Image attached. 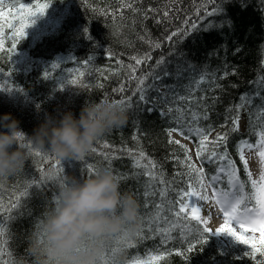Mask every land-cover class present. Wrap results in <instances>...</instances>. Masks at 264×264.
Returning <instances> with one entry per match:
<instances>
[{
  "label": "trees",
  "instance_id": "16d2710c",
  "mask_svg": "<svg viewBox=\"0 0 264 264\" xmlns=\"http://www.w3.org/2000/svg\"><path fill=\"white\" fill-rule=\"evenodd\" d=\"M21 4L25 5L22 14L28 15L26 26L21 22L17 24L20 17H16L15 12L21 9ZM45 4L48 7L43 9V14H37ZM128 4L132 7H127ZM215 8L223 11L212 16L206 14ZM0 11V115L11 113L28 135L33 134L48 115L60 116L71 110L78 117L86 101L120 99V93L114 90L121 86L123 95L131 96L138 83L137 79H132L133 75L139 78L155 71L160 76L146 81V86H153L146 94L154 110L146 111L144 105L137 108L135 102L132 108H125L126 123L98 138L92 147L96 151L90 150L85 156L92 171H86L82 161L62 160L33 145L27 137L19 141L21 145L30 142V148L23 146L28 158L15 175L0 178V206L7 209L22 192H28L29 196L20 201L19 209L0 217V264H35L28 252V239L54 205L61 182L70 176L82 180L99 167L111 169L115 177L125 176L126 179L118 181L120 191L134 195L140 205L136 233L116 238L106 249L101 264L105 261L107 264L114 261L123 264H264V255L257 252L253 259L251 246L234 237L223 241L209 233L206 243L198 244L204 226L200 224L197 231L195 222L177 219L170 211V202L176 198L175 190L184 187L188 178L186 166L174 158L185 159L180 145L187 147L189 163L203 168L206 184L227 161L209 163L199 158L197 151L202 137L189 136L187 131L183 135L180 130L171 133L187 139L191 149L182 142L170 144L169 139H176L168 133L176 124L171 114L161 115L169 107H180L202 117L206 109L208 119L201 118L193 124L205 129L209 137V151L205 155L213 149L212 141L227 134V144H221L215 151L229 153L240 181L245 184L243 191L235 187L237 193L243 194L240 208L254 206V201L248 199L251 183L240 160L238 145L241 140L254 142L259 134L264 135V83L260 82L264 77L262 0H2ZM193 24L197 29L187 37L176 35L167 39L178 30H190ZM21 26H25L24 36L19 34ZM13 44H16L15 49ZM147 56L151 59H144ZM132 57L142 59V63L136 65ZM161 58L164 64L157 68ZM85 60L88 63H84ZM56 63L59 67H52ZM129 66L136 69L135 73ZM45 70L50 73L47 79ZM165 71L170 75L165 76ZM201 74L207 77L197 87L194 81L199 80ZM73 79L77 83H71ZM189 88L192 89L191 99H173L188 96ZM257 92L261 95L256 96ZM162 94L167 103L160 102ZM246 94L251 103L245 102L237 110L236 106L242 103L240 98ZM239 119H242L240 130ZM234 120L236 131H232ZM105 143L108 148L104 147ZM126 150L137 154L135 159L139 160L140 168L133 167L134 158ZM36 152L40 155H35ZM140 152L146 154L145 158L139 157ZM101 153L118 158L109 161ZM56 159L61 160L60 166L55 165ZM149 159L155 162V169L143 167ZM149 170L156 173L157 179L150 180L141 174ZM133 173L139 175L133 179ZM161 176L164 185L159 183ZM219 176L223 183L216 185L217 196L229 191L227 176L224 173ZM165 188L167 194L162 197L160 193ZM209 189L212 192V188ZM145 190L156 194L146 198ZM156 204L161 205L159 210ZM129 239L134 247L126 243ZM190 245L195 246L192 251H188Z\"/></svg>",
  "mask_w": 264,
  "mask_h": 264
},
{
  "label": "clouds",
  "instance_id": "9594fccd",
  "mask_svg": "<svg viewBox=\"0 0 264 264\" xmlns=\"http://www.w3.org/2000/svg\"><path fill=\"white\" fill-rule=\"evenodd\" d=\"M126 121V109L107 98L86 101L78 117L71 110L48 115L31 135L20 129L11 113H4L0 115V178L15 175L26 163L28 153L19 143L21 136L62 160H78L98 138ZM54 200L28 239L35 264H101L116 238L131 237L139 227V202L120 191L107 167H99L82 180L67 177Z\"/></svg>",
  "mask_w": 264,
  "mask_h": 264
},
{
  "label": "snow or ice",
  "instance_id": "6c2138e0",
  "mask_svg": "<svg viewBox=\"0 0 264 264\" xmlns=\"http://www.w3.org/2000/svg\"><path fill=\"white\" fill-rule=\"evenodd\" d=\"M214 2V0H212ZM264 2V0H262ZM21 9L25 7L24 4H21ZM48 5L45 4L41 6V10L39 13L42 15L43 14V9L47 8ZM127 7L131 8L132 5L128 4ZM223 11V9L220 8H215L211 12H207L206 14L208 16L216 15L219 12ZM34 14V15H37ZM167 13H165V16ZM35 21L32 20V24ZM197 29V25L193 24L191 25V29L188 31H183V30H178L177 32H173L171 36H169L167 39L171 40L172 36L176 35H182V37H187L188 35L191 34V31H194ZM85 34L87 35L88 30L85 29ZM21 36L26 35L24 32L23 28L21 29L20 33ZM91 37H89L90 39ZM156 47H159L157 44ZM12 48H16V44L12 45ZM239 51V49H237ZM90 59V58H89ZM133 60H135L136 65H139L142 63V59H137L136 57H132ZM144 59L150 60L151 57L147 56ZM84 63H88V60H85ZM164 64L163 58L157 61L156 67L159 68ZM52 67H59V63L53 64ZM131 68L132 73H135L136 69ZM191 67V65H189ZM165 76L170 75L167 71L163 73ZM81 75H83L81 73ZM227 75V73H225ZM50 73L49 71L45 70L44 71V78H49ZM149 77H152L154 79H159L160 76L155 72H151L146 74L145 76L142 77H135L134 75L132 76V79H137L138 83L136 86V89L132 92L131 96H124V88L121 86L119 89H116L114 91L120 93V99H114L113 103H118L122 105L124 108H132L133 103L135 102L136 107L139 108L141 105L145 106L146 111H152L154 110L151 105L152 101L149 99L147 96V92L149 88L153 87L152 85H147L146 86V81L149 79ZM207 77V74H201L199 80L194 81V84L198 87L200 84L205 82ZM71 83H77L75 79L70 81ZM260 82L264 83V77L260 78ZM61 88H63V85H61ZM10 91V90H9ZM192 89L189 88V95L188 96H176L173 99L174 100H179V101H187L192 98L191 96ZM261 93L257 92L256 96H260ZM136 98L135 101L133 98ZM242 103L240 105H237V110L239 108H242L244 106V103H251V100L248 99L247 94L245 96H242L241 98ZM161 103H167L168 101L163 99V94H162V99L160 101ZM195 102V101H193ZM231 111V109H229ZM171 114L172 120L176 124V128H173L169 131L168 135H171V131L175 130H180L181 134H184V131H187L189 136L195 135L197 137H202V139L199 140V145H198V151H197V156L201 159H206L209 163H213L214 161L220 162V161H227L226 166L225 165H220L217 169V174L212 175L208 178V183L206 184L204 182L205 180V173L203 168H196L194 165L189 163L191 160V157L187 155L188 149L184 145H180V147L183 149L185 153V159L183 161L179 160V157H174L178 163L184 164L187 168V181L185 182V186L175 190L176 193V198L170 202V211H172L177 219L183 218L186 221L189 222H195V225L197 226V231H199L198 226L200 224L206 223V221L199 216L197 213L200 211V208L197 207L198 204L202 206V203L207 201L209 199L208 197V192L207 189L209 187L212 188V196L215 198L216 203L221 205V211L223 212V216L225 218L224 224H222L220 227H218L215 230V233H228L231 236L235 238V240L243 243L244 245H250L251 246V254L253 256V259H255V253L259 252L261 255H264V135H261L260 139L256 140L255 144L249 143L246 140H241L240 144L238 145V150H239V155H240V160L244 164V170L247 173V178L248 181L251 183V194L248 196L249 200H252L255 202L254 206L251 208H245L243 213L240 212V206L243 203V199L239 196H233L229 198V195L227 192H222L220 196H217V191L218 189L216 188V185L218 183H223V181L220 180V173L225 172V167L227 168V186H234L238 191H243L245 184L240 181L238 175H237V169L235 166V163L231 160L230 155L227 151H224L222 153L215 151V148L219 147L221 144L226 145L227 144V134H224L222 136H218L216 141H212L213 149L211 150L210 154L205 155L209 150L207 148V136L205 135V129L199 128V127H193V124L197 123L201 118L203 119H208V116L206 114V109H205V114L201 117L199 114H197L195 111L188 112L185 109H182L180 107H169L167 112H162V116H169ZM190 117V119H188ZM238 119V118H237ZM234 127L232 131L237 130L236 126V121H233ZM25 137L21 136L19 140H24ZM133 139H136L134 136ZM170 144H178L179 141H175L172 139H169ZM26 148H30V142L28 144L22 145ZM105 148H108L109 146L107 143L104 144ZM248 148L250 150H258V155L260 157V162L262 165V170L260 173L259 180H255L251 178V172L248 171V161L245 159L244 155V149ZM92 152L96 151V148H91ZM127 154L129 156H132L134 158V163L133 167L134 168H140L141 165L139 163V160H136L135 157L137 154L133 153L131 150H126ZM35 155H40L39 152H36ZM107 160H112L116 159L118 157L115 156H109L107 153H101ZM139 157L141 159L145 158V153L140 152ZM76 161H82L85 163V169L86 171H92V166L90 164H87L85 161V157L82 159H78ZM55 165L60 166L61 165V160L56 159L55 160ZM144 168L148 169H155V162L151 161L149 159L147 165H143ZM41 170H43V165H41ZM143 175H146L149 177L150 180L152 179H157V175L154 171H146L141 173ZM139 174L138 173H133V179H135ZM176 175L178 176H184L185 173H177ZM126 179L125 176L118 174L116 176L117 181H122ZM63 182H61L60 186L62 185ZM159 183L161 185L165 184V180L161 176L159 178ZM35 186V185H33ZM199 189V190H197ZM156 193L151 192L149 190H145L144 196L146 198L154 196ZM167 194V189L165 188L160 195L163 197ZM29 196L28 192H22L18 197H15L8 205L7 209H4L2 206H0V217L7 212V213H12L13 211L19 209L21 207L20 201L27 198ZM147 207V204L145 205ZM156 209H160L161 205L156 204L155 205ZM189 210V211H186ZM232 223H235L241 231H237L236 228L232 227ZM157 231H163L161 229H157ZM259 231L261 234V238L259 241L260 247H257L256 245V236L255 232ZM212 233L211 229H204V232L201 233V238L197 240L198 244H205L206 241L208 240V234ZM137 235L140 236L141 239L144 238V236L141 233H137ZM126 243L128 244L129 247H134L135 245L131 242V239L127 240ZM194 245H190L188 251H192ZM178 255L182 253H177ZM247 255V253H246ZM163 258V257H161ZM105 264H107V261H105ZM113 264H123V262L120 261H114Z\"/></svg>",
  "mask_w": 264,
  "mask_h": 264
},
{
  "label": "rangeland",
  "instance_id": "374dc122",
  "mask_svg": "<svg viewBox=\"0 0 264 264\" xmlns=\"http://www.w3.org/2000/svg\"><path fill=\"white\" fill-rule=\"evenodd\" d=\"M1 3H2V0H0V4ZM16 11H17V12H15V14L17 15L16 17H18V16L20 17V19L17 18V24H18V22H21V23L25 24V26H26V24H29L27 22V19H26L28 17V15H23L22 14V12H23L22 9L16 10ZM0 15H1V11H0ZM25 26H21V27L24 28ZM241 126H242V119H239L238 120V128H239V130L241 129ZM261 135H263V134H259L257 136L256 140L260 139ZM171 137L176 139V141H179V142H182V143L186 144L188 146V148L191 149L190 142L187 139H185L182 136H180L179 134L173 132V133H171ZM207 138H209V137H207ZM256 140L254 142H249V143L255 144ZM190 153H192V152H190ZM244 155H245V159L248 161V171L251 172V178L255 179V180H259L260 173H261V170H262V165H261V162H260V157L258 155V150H250L248 148H245L244 149ZM227 171L228 170L225 167L224 175H226V176H227ZM220 174H222V173H220ZM197 190H199V189H197ZM207 192H208L209 199L207 201L203 202V203H205L206 205H208L211 208L210 210H211L212 213H211L210 217L215 219V224L211 228L206 227L203 224H202V226H204L205 229H211L212 234H215L216 236L221 238L223 241L226 240V237L227 238H233V236H231L228 233H215V230L218 227H220L222 224H224L225 218L223 216V212L221 211V205L216 203L215 198H213L212 192L210 191L209 188L207 189ZM227 193L229 195V198H231L233 196H239L241 198L243 197V194L240 195L239 193L236 192L234 186H229V191ZM251 207H253V206H251ZM251 207H246V208H251ZM244 209L245 208H240V212L243 213ZM186 211H189V210L186 209ZM231 226L236 228V230L238 232L241 231L240 228L235 223H232ZM255 236L257 238L255 243H256V245L258 247L259 241H260V238H261L260 232L256 231L255 232Z\"/></svg>",
  "mask_w": 264,
  "mask_h": 264
},
{
  "label": "bare ground",
  "instance_id": "6f19581e",
  "mask_svg": "<svg viewBox=\"0 0 264 264\" xmlns=\"http://www.w3.org/2000/svg\"><path fill=\"white\" fill-rule=\"evenodd\" d=\"M197 207L200 208V211L197 213L199 216H201L206 223H204L203 225H205L206 227L211 228L212 226H214L215 224V219L210 217L211 215V208L206 205L205 203H202V206L200 204L197 205Z\"/></svg>",
  "mask_w": 264,
  "mask_h": 264
}]
</instances>
